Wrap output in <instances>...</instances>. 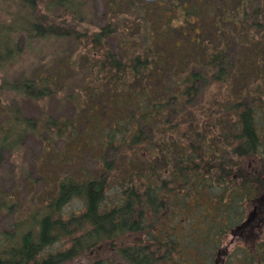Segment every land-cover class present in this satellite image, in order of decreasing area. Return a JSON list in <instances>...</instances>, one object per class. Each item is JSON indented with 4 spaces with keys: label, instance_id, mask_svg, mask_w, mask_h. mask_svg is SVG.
<instances>
[{
    "label": "trees",
    "instance_id": "16d2710c",
    "mask_svg": "<svg viewBox=\"0 0 264 264\" xmlns=\"http://www.w3.org/2000/svg\"><path fill=\"white\" fill-rule=\"evenodd\" d=\"M14 1L3 63L16 36L70 39L88 82L66 86L67 58L4 80L23 104L0 148L75 141L88 161L0 237V264H264V0H108L92 33L50 16L72 2Z\"/></svg>",
    "mask_w": 264,
    "mask_h": 264
},
{
    "label": "rangeland",
    "instance_id": "374dc122",
    "mask_svg": "<svg viewBox=\"0 0 264 264\" xmlns=\"http://www.w3.org/2000/svg\"><path fill=\"white\" fill-rule=\"evenodd\" d=\"M52 0H40L41 7ZM110 1V0H109ZM108 0H65L73 6V11H60L53 9L50 16L60 25L72 27L81 32L92 33L97 30L100 23L102 7ZM104 2V3H103ZM97 7V8H96ZM18 8L14 0H0V25L5 26L14 18ZM124 13V8H122ZM60 15V18L58 16ZM17 43L14 61L4 62L3 44L8 42V36L0 31V85L4 80H14L33 71L48 69L55 71L57 66L67 58L72 63L73 70L65 83L72 89H80L87 85L88 73L81 61L83 49L70 39H46L28 44L22 38H15ZM64 95V94H63ZM204 94L203 97H205ZM61 98V97H59ZM207 96L204 102H207ZM23 101L11 93L0 91V128L9 129L15 125L11 122L12 111L21 109ZM36 109L45 112L64 113L68 107L67 101H46L35 105ZM33 117L38 118V111H32ZM2 132H0L1 136ZM84 138V137H83ZM79 143L69 141L62 147L57 140L49 141L43 145L35 144L27 137L22 140L19 147L13 151L0 148V237L5 233L12 234L17 230L24 233L32 224L33 216L43 214L44 205L57 192V186L67 174L76 177L74 171L78 165L83 166L86 161L85 151L80 149ZM60 150V151H59ZM85 154V155H84ZM88 157L90 155L88 154ZM75 168V169H74ZM74 169V170H71ZM71 170V171H70ZM79 208V202L73 200L64 208V213H70ZM249 211V210H248ZM253 211V210H251ZM250 211V212H251ZM20 223L22 225H20ZM230 238L225 239L224 245ZM2 241V240H1ZM0 241V242H1ZM57 245L49 248L54 251Z\"/></svg>",
    "mask_w": 264,
    "mask_h": 264
}]
</instances>
